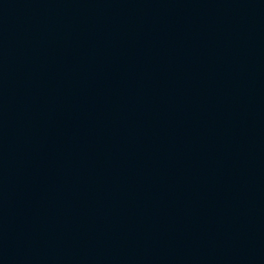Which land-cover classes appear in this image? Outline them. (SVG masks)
Segmentation results:
<instances>
[{"label": "water", "instance_id": "obj_1", "mask_svg": "<svg viewBox=\"0 0 264 264\" xmlns=\"http://www.w3.org/2000/svg\"><path fill=\"white\" fill-rule=\"evenodd\" d=\"M0 264H264V0H0Z\"/></svg>", "mask_w": 264, "mask_h": 264}]
</instances>
